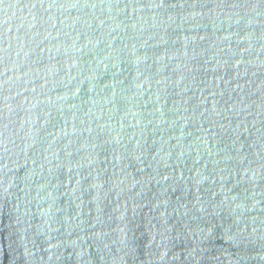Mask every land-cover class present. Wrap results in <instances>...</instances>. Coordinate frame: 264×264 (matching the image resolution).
<instances>
[{
	"label": "water",
	"instance_id": "95a60500",
	"mask_svg": "<svg viewBox=\"0 0 264 264\" xmlns=\"http://www.w3.org/2000/svg\"><path fill=\"white\" fill-rule=\"evenodd\" d=\"M0 264H264V0H0Z\"/></svg>",
	"mask_w": 264,
	"mask_h": 264
}]
</instances>
